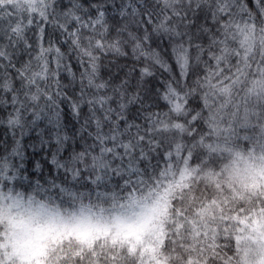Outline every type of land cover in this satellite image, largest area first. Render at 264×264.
Instances as JSON below:
<instances>
[{"label":"snow or ice","instance_id":"6c2138e0","mask_svg":"<svg viewBox=\"0 0 264 264\" xmlns=\"http://www.w3.org/2000/svg\"><path fill=\"white\" fill-rule=\"evenodd\" d=\"M0 264H264V0H0Z\"/></svg>","mask_w":264,"mask_h":264}]
</instances>
